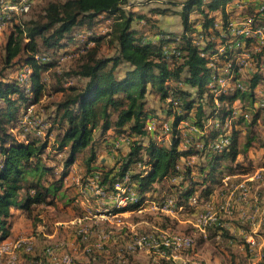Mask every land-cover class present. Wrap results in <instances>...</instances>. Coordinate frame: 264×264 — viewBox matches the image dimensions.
Returning a JSON list of instances; mask_svg holds the SVG:
<instances>
[{"label": "trees", "instance_id": "obj_1", "mask_svg": "<svg viewBox=\"0 0 264 264\" xmlns=\"http://www.w3.org/2000/svg\"><path fill=\"white\" fill-rule=\"evenodd\" d=\"M14 1L17 0L9 2ZM230 1L167 0L166 6L140 12L132 10L134 3L130 0H48L38 16L21 18L28 11L11 14L19 18L10 15L7 24H11V31L3 46L4 67L15 63L20 64L19 70L25 66L31 70L25 84L18 82L17 75L6 78L0 72V239L9 235L11 207L30 213L37 204L52 203L75 161H81L87 177L100 170L93 164L97 147L107 136H113L114 142L119 137L127 138L128 150L117 163L101 171L103 183L112 189L116 181L128 175L141 201L156 181L181 175L188 182L179 188L174 201L184 208L195 192L198 198L208 196L222 171L251 168V163L236 159L255 141H262L264 146V131L260 137L254 129L259 119L264 125V100L256 101L254 94L255 87L264 79L259 70L263 51L249 49L253 36L244 38V47L238 48L250 50L255 71L244 90L229 92L217 91V86L209 88L213 74H218L210 57L217 52L216 45L225 41L221 33L230 18L247 15L254 24L261 25L264 11H258L251 2L250 6L243 4L242 12L235 15V10H225ZM177 5L178 10L172 8ZM218 10L220 27L215 26L214 12ZM166 13L180 16V32L159 27L154 15ZM106 19L110 20L107 32L89 35L92 45L76 48L81 53L74 55H78L74 63L61 68L59 59L68 53L67 47L75 39V28L94 31ZM133 21L140 27H133ZM103 39L114 49L110 56L99 53ZM239 49L219 56L230 63ZM120 64L125 65L123 70H119ZM232 75L237 78L240 74L235 69ZM72 79L83 80L67 84ZM148 86L165 102L162 109L170 122L147 105ZM44 94L60 98L44 108L47 112L45 120L42 119L46 126L43 135L19 133L23 114L31 105L38 104ZM236 101L240 103V113L233 118ZM148 119L169 122L168 145L148 131ZM208 119H215L217 126L208 128ZM227 120L230 133L221 129ZM183 122L198 129L197 138L204 148L221 138L228 140L222 150L209 152L205 165L193 164L197 175H192L191 164H186L183 172L180 170L182 157L199 153L194 145L180 148L186 127ZM239 125L246 129L242 140ZM65 150L62 170L56 176V166L50 161ZM131 169L135 171L130 172Z\"/></svg>", "mask_w": 264, "mask_h": 264}, {"label": "crops", "instance_id": "obj_2", "mask_svg": "<svg viewBox=\"0 0 264 264\" xmlns=\"http://www.w3.org/2000/svg\"><path fill=\"white\" fill-rule=\"evenodd\" d=\"M9 1L10 0H0V12L2 13V15L0 14V21H2L0 30H2L5 20L10 18V15H7L2 10L4 5ZM130 1L134 3L132 10L140 12H146L150 7L167 5V0ZM250 3L251 0H231L226 4L225 10L228 12L233 9L235 10L234 14L238 15L243 10L242 5L245 4L244 6H250ZM172 8L178 10L180 6L177 5ZM214 13L217 15L216 22L218 24L216 27H220L222 24L221 13L219 10ZM196 16L197 15L192 17L195 18ZM154 17L157 18L159 27L165 31L180 32L182 30L180 16L176 13L156 14ZM247 17V15H243L239 18L235 16L230 18L229 21L243 23ZM109 24V20L106 19L99 23L94 31L89 30V35H100L105 33V31L109 29ZM132 25L133 27H140L137 21H133ZM197 26H199V24ZM252 26L254 28L261 27L262 33L264 34V22H262L261 25L252 23ZM87 31L85 27H77L74 30L75 39L73 40L75 42L80 41L84 43L81 49L84 46H89L87 43L91 41L88 40L89 35L77 37L76 34L78 32L86 33ZM250 36H253V42L249 49L254 52L262 50L264 54V43H262L260 37L256 33ZM200 37H202V35ZM216 40H219V38L217 37ZM77 48L80 49L79 47ZM249 49L242 48L241 50L246 52L248 58L247 64L240 70H237L240 74L237 78L230 74V64L228 61H224L222 57L216 55L210 57L211 65H213V67L217 66L216 72L226 78L225 87L221 86L216 81L209 82L208 86L211 90L213 86H217V88H219L217 91L221 90L220 92L234 91L237 89V82L243 83L244 88L242 90L245 89L252 73L255 71V63L253 62ZM74 50H76V48ZM218 64L220 66H218ZM259 70L264 76V57L259 64ZM254 94L256 101L264 100V79L255 87ZM215 104H218L217 100H215ZM254 104L258 107L257 102ZM235 107L233 118L240 113V103L238 101L235 102ZM192 115L193 113H191V116ZM230 120H232V118ZM230 120H227L221 128L227 133H230ZM182 124L186 127L188 125L186 122ZM207 126L210 129L215 128L217 126L216 120L208 119ZM190 127L193 129L196 136L194 139L190 137V139L184 138V143H180V148H184L183 146L186 145H194L198 148L199 153L187 156V158L182 157L180 170L183 172L186 164H191L193 167L192 175H197L196 167L193 164L205 165L208 161V154L211 150L213 152V149L208 145L204 148L197 138L198 129L193 126ZM237 127L241 130L240 140H242L246 129L240 125ZM255 127L259 129L262 128L264 131V125L261 119L257 121ZM263 131L261 133L258 131L256 132H258L261 137L263 136ZM50 138L53 139L52 136H50ZM113 138V136H107L106 140L100 142V145L97 147V158L93 166L98 167L101 171L117 163L128 150V142L121 140L119 141V145L116 146L117 149H113L115 143ZM169 142L170 139L169 136H167L163 140V143L168 145ZM261 142L260 140L258 142L255 141L244 155L237 156V161H242L244 164L249 162L251 163V168L236 169L233 172L222 171L218 174L217 181L212 184L211 193L208 196L198 198V194L195 192L193 196L196 197V200L194 202L188 200V203H186L187 206L184 208L175 203L173 210L170 211L161 210L157 205L160 201L168 197H172L174 200L176 199L179 188H181L182 185H186L188 182V180L186 178L183 179L181 175L156 181L153 188L145 193L140 208L129 206L117 209L114 207L113 200L109 195L101 199H95L90 195L85 186L87 180L86 170L82 166L81 161L77 160L68 168L64 176L63 187L55 195L52 203L37 204L33 206L30 213L19 207H11V228L6 239L14 240L19 237H31L34 243L33 257L35 255H40L45 246L51 245L59 251L70 252L73 256V264H154L150 262L151 258L156 262L159 260L165 264H182V259H190L187 254H181V259L172 260L155 255L146 250L128 254L126 260L123 261L121 254L126 244L135 234L140 233V231L135 228L136 224H129L126 222V218L131 214L141 213L145 207H152L159 211H164L177 219L178 215H180L184 222L191 221L192 226L196 227L195 229L199 232L197 236V248L194 252L188 253L191 257H194L192 256L194 254L195 257L202 259L205 264H223L227 262V264H260L264 261V184L256 177V174L258 172H264V146L261 145ZM252 149H254V151L256 149L261 150L259 156L254 153L251 154L250 151ZM65 153L66 150L55 155V157L58 158V162L57 165H52L56 166V176H59L62 170L61 160L64 158V155H66ZM72 167H74V169ZM134 171L135 169H131L130 172ZM67 178L71 179L74 183V190L77 196L76 212L72 209V198L69 196L68 186L66 184ZM157 182L158 184H156ZM169 183L174 187L168 188L167 184ZM240 183H246L249 186V191L242 200L238 199ZM109 191H111V189H109ZM169 191L171 194L168 193ZM168 194H170V196ZM62 209L68 214L66 218L58 216L59 212L54 211H62ZM46 211H48L49 214H47ZM201 214H212L217 217V220L214 224L201 228L198 223ZM48 216L50 218H48ZM191 216H195L194 221L191 220ZM154 223H159V221L156 220ZM80 227L86 229L88 232V243L91 247L90 251H86L85 242L80 240V237L77 236L76 230ZM157 229V226L150 224L149 230ZM102 235L106 236L103 241V247L97 249L94 244L100 241ZM236 238H238V240ZM239 254L247 257L248 262L242 263L239 261L237 257ZM228 257L230 260L226 259ZM21 263L33 264L31 259H22Z\"/></svg>", "mask_w": 264, "mask_h": 264}, {"label": "built area", "instance_id": "obj_3", "mask_svg": "<svg viewBox=\"0 0 264 264\" xmlns=\"http://www.w3.org/2000/svg\"><path fill=\"white\" fill-rule=\"evenodd\" d=\"M32 0H17L14 2H8L4 5L2 10L7 14H19L28 11ZM256 5L258 11H264V0H251ZM252 18H246L243 23H235L228 21L221 36L225 37V41L216 45L217 52L214 54L219 56L220 54L230 51L231 53L239 49V46L244 47V38L256 33L262 43H264V34L262 33L261 27L254 28L252 26ZM217 22L215 26H217ZM2 21H0V28ZM227 31L229 34H227ZM89 30L86 33L78 32L77 37H84L89 35ZM242 48L235 54V59L230 62L229 68L232 67L230 74L236 69L240 70L247 64L248 55L245 51H241ZM78 50H70L67 56H74ZM38 59V57L36 56ZM30 68L28 66L23 67L17 74V80L20 84H25L28 81ZM212 82L216 81L221 86L225 87L226 78L220 74L212 76ZM236 88L242 90L244 88L243 83L237 82ZM176 103V101H174ZM42 121V120H41ZM39 118L35 116L33 112V105L25 112L23 118L20 120V126L24 131L33 129L37 135H43V130L38 128ZM146 127L149 132L154 133L157 139L164 140L169 136L170 126L167 120H155L148 119ZM128 141L127 138L120 137L115 142V146H118L119 141ZM228 143L227 138H221L219 141L214 142L211 145L213 150L220 151L223 146ZM256 177L264 184V172H258ZM86 189L91 196L95 199H101L109 195L112 198L114 207L117 209L126 208L129 206H135L140 208L142 201L139 198V194L135 185L130 182L129 176L126 175L121 181L114 183L111 191L103 183V177L101 170H94L90 176L87 177L85 184ZM249 191V186L246 183L239 184L238 199L242 200L245 198ZM196 200L195 196L189 198L190 202ZM161 210L170 211L175 206L174 199L168 197L163 199L157 205ZM181 208V207H179ZM217 220L212 214H201L199 216V225L201 228H205L208 225L214 224ZM77 236L80 240L85 242L86 251H90L91 247L88 243V232L86 229L80 227L76 230ZM106 236L102 235L100 241L96 242L94 246L97 249L103 247V241ZM194 243L193 237L187 233H172L164 230H151L149 232L137 233L132 239L126 244L123 252L122 259L126 260L128 254H132L141 250H146L155 255H159L163 258H169L172 260L181 259L182 251L189 250L192 248ZM34 243L31 237H19L14 240H7L6 238L0 239V264H20L22 259H31L33 264H73V256L68 251H59L51 245L44 247L40 255H33ZM182 264H200L195 259L190 260L188 258L182 259Z\"/></svg>", "mask_w": 264, "mask_h": 264}, {"label": "rangeland", "instance_id": "obj_4", "mask_svg": "<svg viewBox=\"0 0 264 264\" xmlns=\"http://www.w3.org/2000/svg\"><path fill=\"white\" fill-rule=\"evenodd\" d=\"M47 1L48 0H35L34 3L31 6L30 11H28L25 15H23L24 17L21 16V18L27 20V18H29L30 15L32 17L40 15L41 11H42L41 8H42L43 4H45V2H47ZM0 14L2 15L1 12H0ZM11 17L19 18L17 15H15V16L11 15ZM7 20H9V18L5 20V24H4L3 28H2V30H0V72H2L3 75L6 78H11V77L16 76L18 74V72L20 71L18 69V66L20 64L13 63L10 66L4 67V63H3V56H4L3 46H4V44H5V42H6L7 38H8V34L11 31V24L10 23L7 24ZM109 22H110V20H109ZM87 30H89V29H86V31ZM105 32H107V31H105ZM106 40L107 39H103L101 41V43L99 45V53L101 55H103V56H110V55H112L114 53V49L107 44ZM87 44L90 45V44H92V42H90V43L88 42ZM83 45H84L83 42H80V41H76L75 42L74 41V42H71L69 44L67 49L69 51L70 50L72 51V50H74L77 47L81 48ZM77 53H81V52L77 51L75 54H77ZM77 57H78V55L77 56H72V55L71 56H67V53H66L61 59H59L60 60L59 66L67 68L68 66H70L71 64L74 63V61H75V59ZM124 67H125L124 64H120L119 65V70H123ZM82 80L83 79H81L80 81H82ZM80 81H78L77 79H72L71 81H68L67 84L68 83H72V82L76 83V82H80ZM44 95L45 96L43 98H41V101L33 107V109L35 110L34 114H35L36 117L39 118V121H40L38 123L37 127L40 128L41 130H45V128H46V126L43 125L44 121L42 120V119H44L45 114L47 112V111H45L44 108H46L48 103H51V101L56 102L60 98L58 95L57 96H50L48 94H44ZM145 96H146L147 105L150 108L155 110V113L157 114V116H160V118L166 117V119L170 122V118L166 115V113L162 109L163 105H165V102L159 100L157 93L155 91H153V89L150 86L147 87V91L145 93ZM173 105H175V104H173ZM22 111H23V107H21L19 109V111H18L19 115L22 113ZM24 114H23V116H24ZM23 116H22V118H23ZM56 124H57V122L55 123V125ZM19 126H20V124H19ZM254 128H256L255 130L258 131L259 133H261L263 131L262 128L261 129H259L258 127H254ZM20 129H21L20 130L21 132H19V133H21L23 135L26 132H34L35 133V130H33V129L24 131L21 126H20ZM186 129H188V130H186ZM54 131H56V130H54ZM13 132H16V131H13ZM185 135H188V136H185ZM195 136L196 135H195L193 129H191L190 124H188L187 127H185V129L183 130V137L184 138H188V139H190V138L194 139ZM113 149H117V148L113 147ZM252 150H253V152H252ZM252 150L250 151L251 154L254 153V154L259 156L261 150H257V149L255 151H254V149H252ZM47 151L50 152L51 149L48 148ZM50 153H52V152H50ZM53 158L54 159L51 161V164H56L57 165L58 158L57 157H53ZM75 167H76V165H75ZM72 168L74 169V167H72ZM86 182H87V180H86ZM66 184L68 186L67 188H68L69 196H70V198H72V202H71L72 203V209L76 212V210H77V202H76L77 196H76V193H75V190H74V183H73V181L71 179L67 178ZM156 184H158V182ZM165 187H166V184H165ZM167 187L168 188H171V187L173 188L174 186H172L169 183V184H167ZM74 193H75V195H74ZM168 193H170V191ZM170 194H168V195L170 196ZM73 195H74V197H73ZM54 211L55 212H59L58 216H60V217L63 216V218H66L68 216L67 212L64 209H62V211H56V210H54ZM46 213L49 214L48 211H46ZM48 218H50V217L48 216ZM190 218H191L192 221L195 220V216H191ZM126 219H127L126 222H128L129 224H136L135 228L137 230H139L140 233L151 231V230H149V226H150V224H152V225L157 226V228L159 230H164V231H168V232H172V233H187V234L191 235L193 237V240H194L193 246L189 250L182 251V254H184V255L187 254V256L190 257V260L195 259L200 264H205L204 261H202V259H199V258L195 257L194 254L192 255L194 257H191V255L188 254V253L194 252L195 249L197 248L196 247L197 236L199 234L198 230L195 229L196 227L192 226L191 221L190 222H184L181 219L180 215H178V219H177L175 217H172L171 215H168L164 211H159V210L154 209L152 207H145V209L141 213L131 214ZM156 220L159 221V223H154V221H156ZM124 224H125V222H124ZM236 239L238 240V238H236ZM239 255H241V256H239ZM239 255L237 256L239 261H241L242 263H247L248 262L247 257H244V255H242V254H239ZM246 256H248V255H246ZM149 259H150V257H149ZM226 259L230 260L229 257L226 258ZM150 262L151 263L153 262L154 264H165L163 262H160L159 260L156 262V261L152 260V258H151ZM227 263H223V264H227ZM20 264H22V263L20 262Z\"/></svg>", "mask_w": 264, "mask_h": 264}]
</instances>
